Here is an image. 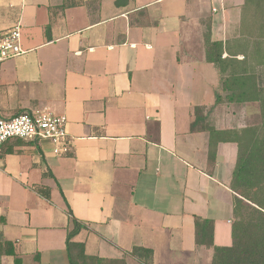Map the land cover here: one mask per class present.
I'll list each match as a JSON object with an SVG mask.
<instances>
[{"label":"crops","instance_id":"1","mask_svg":"<svg viewBox=\"0 0 264 264\" xmlns=\"http://www.w3.org/2000/svg\"><path fill=\"white\" fill-rule=\"evenodd\" d=\"M243 5L0 0V32L18 27L24 51L0 64V116H65L70 145L60 157L46 140L0 147V245L22 264H68L69 208L87 225L74 242L88 257L138 264L128 255L138 247L152 264H211L196 219L212 222L215 247H230L237 149L219 144L209 161L207 134L190 124L204 106L215 129L246 127L236 105L213 107L219 78L203 47L207 24L212 41L237 37Z\"/></svg>","mask_w":264,"mask_h":264},{"label":"trees","instance_id":"2","mask_svg":"<svg viewBox=\"0 0 264 264\" xmlns=\"http://www.w3.org/2000/svg\"><path fill=\"white\" fill-rule=\"evenodd\" d=\"M237 37L212 41L210 25L203 34L204 62L219 78L213 107L256 105L260 122L239 129L217 130L210 123L206 107H195L191 133L208 136V159L214 160L219 144H234L236 159L229 188L236 194L232 204L231 246L213 245V224L195 220V244L213 250L211 264H264V0H244ZM226 54V57H223ZM45 199L49 192H37ZM69 229L65 239L68 264H124L85 255L84 244L74 238L87 228L68 208ZM12 256L22 264L11 243L0 245L1 256ZM138 264H152V251L134 247L128 253ZM35 261L37 258L35 256Z\"/></svg>","mask_w":264,"mask_h":264},{"label":"built area","instance_id":"3","mask_svg":"<svg viewBox=\"0 0 264 264\" xmlns=\"http://www.w3.org/2000/svg\"><path fill=\"white\" fill-rule=\"evenodd\" d=\"M19 41L18 27L0 32V64L24 53ZM66 122L65 116H56L47 110L19 113L10 119H3L0 116V147L13 139L24 142L46 140L51 143L54 156H65L70 148Z\"/></svg>","mask_w":264,"mask_h":264},{"label":"rangeland","instance_id":"4","mask_svg":"<svg viewBox=\"0 0 264 264\" xmlns=\"http://www.w3.org/2000/svg\"><path fill=\"white\" fill-rule=\"evenodd\" d=\"M233 109H238V110H243L245 111L247 114V116H244V119L247 120L245 121V124L247 126L250 125H258L260 122L259 119V114H258V107L256 105H245V106H232ZM233 120L234 126H237L236 124L238 123V115L236 116V118H231Z\"/></svg>","mask_w":264,"mask_h":264}]
</instances>
